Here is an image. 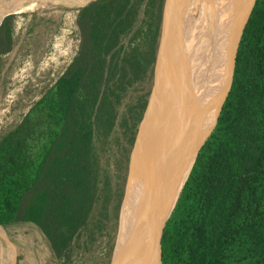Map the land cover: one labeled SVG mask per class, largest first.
<instances>
[{"label": "trees", "instance_id": "trees-1", "mask_svg": "<svg viewBox=\"0 0 264 264\" xmlns=\"http://www.w3.org/2000/svg\"><path fill=\"white\" fill-rule=\"evenodd\" d=\"M252 2L232 0L227 95L180 192L161 264H264V0H254L233 56ZM162 7L163 0H92L78 8L75 54L0 136V228L34 225L59 264L112 238L106 222L89 216L91 146L99 139L112 152L118 218ZM13 19L0 22V56L13 48Z\"/></svg>", "mask_w": 264, "mask_h": 264}, {"label": "rangeland", "instance_id": "rangeland-1", "mask_svg": "<svg viewBox=\"0 0 264 264\" xmlns=\"http://www.w3.org/2000/svg\"><path fill=\"white\" fill-rule=\"evenodd\" d=\"M90 1L0 0V22L7 15H14L13 48L0 56V136L20 121L71 60L79 43L76 10ZM174 3L176 19L170 43L189 17L193 0ZM176 47L173 66L180 64L187 54L186 35ZM91 163L93 201L89 216L95 222H106L113 237L117 229L114 159L110 148L99 139H94L91 146ZM91 247L80 250L71 264H109L111 251L104 248L89 251ZM0 264H59V261L41 232L32 224H22L0 228Z\"/></svg>", "mask_w": 264, "mask_h": 264}, {"label": "bare ground", "instance_id": "bare-ground-1", "mask_svg": "<svg viewBox=\"0 0 264 264\" xmlns=\"http://www.w3.org/2000/svg\"><path fill=\"white\" fill-rule=\"evenodd\" d=\"M231 9L232 0H193L189 17L175 32L174 40L166 49L165 96L168 99L160 120L161 134L158 139L155 133L150 134L154 146H145L141 157V205L145 209L139 210V219L134 220L138 229L129 235L121 249L113 252L114 264H159V241L166 220L154 231L148 222L147 208L158 198L174 205V194L185 178L194 146L214 124L225 96ZM247 17L234 45L233 56ZM184 35L187 54L183 55L180 64L173 66L171 61L178 48L176 45L179 46ZM157 127L155 123L154 132ZM160 140L162 146H155Z\"/></svg>", "mask_w": 264, "mask_h": 264}, {"label": "water", "instance_id": "water-1", "mask_svg": "<svg viewBox=\"0 0 264 264\" xmlns=\"http://www.w3.org/2000/svg\"><path fill=\"white\" fill-rule=\"evenodd\" d=\"M174 1L175 0H163L159 37L154 55L152 76L148 87L146 103L144 105L141 118L136 126L134 141L128 155L125 182L123 187V196L121 199L119 212H118L116 232L110 240H106L105 242L98 244L96 247L92 246L91 248L88 249L89 251H91L97 248H101V249L104 248L105 250L107 249L108 251H111L110 253L113 255L111 256L110 254L109 264H114L113 262L116 259L113 252L121 249L123 244H125L126 241L129 239V235L131 236V233L133 231H136V229H138L137 224L134 223V220H136V218L139 219V213H138L139 210L143 211V209H145L144 206L142 209V205H141V202L143 200L141 186H140V176H139L141 157L146 149L145 146H151V145L154 146L155 142H152L150 140L152 139L150 137V134L155 133L156 139H158V137L161 134L160 120L166 110V104L168 99L165 96L167 89V71H168L165 65V52L168 45L170 44L171 28L172 25H174L173 23L176 19V15L174 14L176 9V4L174 3ZM223 101L219 106L214 124L211 127L210 131L202 139L201 142H198L197 145L194 146L193 156L188 165V170L185 175V178L183 179V182L179 190H177L174 194V205L170 206L169 203H165L164 200L158 198L153 204H151L147 208V212L149 216L148 222L154 231L158 230V228L162 226L165 220L168 221V219H170V217L173 216V218L170 221V225L168 229V237L166 238V241L163 244L158 254L159 264H161V260H160L161 252L166 247L172 236L173 226L179 215L180 206H181L180 192L182 190V187L186 179L188 178V175L196 160V157L198 155L201 146L203 145L204 141L210 134L211 130L213 129L217 121V117ZM155 123L158 124V127L155 129L154 132L153 125ZM160 142L162 141L161 140L158 141L155 144V146L156 145L162 146Z\"/></svg>", "mask_w": 264, "mask_h": 264}]
</instances>
